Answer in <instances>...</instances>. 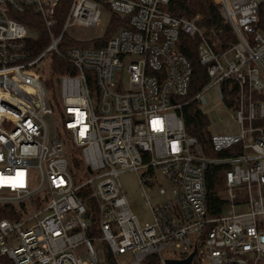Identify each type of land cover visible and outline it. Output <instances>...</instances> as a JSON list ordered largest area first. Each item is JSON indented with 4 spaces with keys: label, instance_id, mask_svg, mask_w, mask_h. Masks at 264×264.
Returning a JSON list of instances; mask_svg holds the SVG:
<instances>
[{
    "label": "built area",
    "instance_id": "2783aa9c",
    "mask_svg": "<svg viewBox=\"0 0 264 264\" xmlns=\"http://www.w3.org/2000/svg\"><path fill=\"white\" fill-rule=\"evenodd\" d=\"M61 1L0 0V206L20 214L0 221V264H264V0H213L227 35L171 0H71L60 24ZM103 9L106 33L125 20L105 45L67 35L99 27ZM183 36L199 43L197 92ZM212 88L233 125L209 133V158L185 111L205 115ZM211 166L227 168L215 215ZM128 172L151 223L130 209Z\"/></svg>",
    "mask_w": 264,
    "mask_h": 264
},
{
    "label": "trees",
    "instance_id": "16d2710c",
    "mask_svg": "<svg viewBox=\"0 0 264 264\" xmlns=\"http://www.w3.org/2000/svg\"><path fill=\"white\" fill-rule=\"evenodd\" d=\"M71 0H62L60 11L57 16L60 24L66 17ZM168 11L176 16L187 19L200 18L201 27L216 29L223 35L230 34V27L223 24L218 8L213 0H171L168 5ZM125 26V20L120 16L113 15L111 27L106 35L98 43L103 46L117 32L120 27ZM259 29L264 33V2L259 12ZM181 51L192 63L194 75L192 79V91H199L207 83L205 68L200 64L198 57V40L187 36L182 37ZM47 47V43L42 46V50ZM60 74V73H59ZM64 73H61L62 75ZM185 124L187 133L195 137L205 155L213 158L215 155L211 151V140L208 132L210 126L209 118L205 115L195 112V106L192 105L185 111ZM227 168L211 166L206 173L207 185V203L212 215L219 212V203L221 202V191L223 190V180ZM20 214L14 206H0V221L4 219L18 220Z\"/></svg>",
    "mask_w": 264,
    "mask_h": 264
},
{
    "label": "rangeland",
    "instance_id": "374dc122",
    "mask_svg": "<svg viewBox=\"0 0 264 264\" xmlns=\"http://www.w3.org/2000/svg\"><path fill=\"white\" fill-rule=\"evenodd\" d=\"M112 13L107 10H102L101 25L99 27H80L75 26L68 30L67 35L80 42L92 41L102 39L106 35V30L109 26ZM30 36L35 37L34 32L30 33ZM91 45V43H89ZM206 100L205 105H200L202 113L208 116L210 126L208 132L211 135L226 134L227 129L230 125H233L230 114L225 110L224 103L215 88L208 89L204 93ZM77 179L82 183L89 179V174L83 172L81 175L77 174ZM121 184L126 192L127 200L132 213L139 219L144 225L151 223L152 218L150 210L146 205V202L142 196V189L138 183L137 175L133 172H128L120 176ZM166 189L171 190L169 185H166L165 181L162 180ZM166 197L152 199L154 205L161 203ZM101 247V243H99ZM107 253V250H105ZM99 253L104 255V251L100 248Z\"/></svg>",
    "mask_w": 264,
    "mask_h": 264
},
{
    "label": "water",
    "instance_id": "95a60500",
    "mask_svg": "<svg viewBox=\"0 0 264 264\" xmlns=\"http://www.w3.org/2000/svg\"><path fill=\"white\" fill-rule=\"evenodd\" d=\"M190 261H191V259H189V260H187V261H185V262H174V261H170L169 262V264H190Z\"/></svg>",
    "mask_w": 264,
    "mask_h": 264
}]
</instances>
